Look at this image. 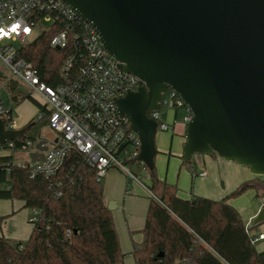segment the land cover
Wrapping results in <instances>:
<instances>
[{"label": "water", "instance_id": "95a60500", "mask_svg": "<svg viewBox=\"0 0 264 264\" xmlns=\"http://www.w3.org/2000/svg\"><path fill=\"white\" fill-rule=\"evenodd\" d=\"M97 29L119 67L140 78L115 100L141 140L137 158L155 171L161 99L174 89L192 112L183 161L215 156L264 176V0H64ZM18 82L11 81L16 89ZM34 122L7 127L0 145L22 140ZM49 148L39 140L31 163ZM264 223V208L255 216Z\"/></svg>", "mask_w": 264, "mask_h": 264}, {"label": "trees", "instance_id": "16d2710c", "mask_svg": "<svg viewBox=\"0 0 264 264\" xmlns=\"http://www.w3.org/2000/svg\"><path fill=\"white\" fill-rule=\"evenodd\" d=\"M48 31L20 50L19 55L39 69L51 85L66 57L52 49ZM0 67V76H3ZM14 105L31 95L23 86L10 89ZM34 122L27 139L42 140L48 125L45 112ZM15 155H0V199H16L38 210L26 241L0 236V264H118L128 254L120 247L112 211L103 199L104 185L84 156L72 149L52 176L31 177L29 163L15 164ZM9 164V165H7ZM191 167V161L185 163ZM144 240L130 252L136 264H264L246 221L228 200L252 185L246 182L223 199L179 196L176 185L151 173ZM264 193V183L258 184ZM0 216V225L5 220Z\"/></svg>", "mask_w": 264, "mask_h": 264}, {"label": "built area", "instance_id": "2783aa9c", "mask_svg": "<svg viewBox=\"0 0 264 264\" xmlns=\"http://www.w3.org/2000/svg\"><path fill=\"white\" fill-rule=\"evenodd\" d=\"M43 23L47 24L45 29L34 36L38 25ZM50 30L53 31L50 48L66 52L55 74L58 81L55 85L43 80L39 69L19 55L23 47ZM0 65L7 69V74L0 76V118L6 120L7 127L15 128L10 89L11 81L16 80L18 87L22 83L31 93L42 96L48 124L55 131L52 145L42 139L49 148L41 161L31 163L30 154L39 152L36 149L39 140L27 138L0 145V155L27 153V161L16 159L15 164L28 162L31 177H49L64 165L74 149L95 168L97 180H103L109 170L117 169L153 196L149 185L134 171L139 166L151 178L147 165L137 160L141 140L131 130L130 119L119 114L115 102L128 91H136L141 80L119 67V61L105 49L96 27L75 8L64 0H0ZM161 104V110L149 113L158 121V129L172 128L161 118V111L166 108L182 110L186 124L192 118L188 105L170 87L163 94ZM38 214V210H32L31 223ZM249 225L246 226L253 242L264 240V233L252 234Z\"/></svg>", "mask_w": 264, "mask_h": 264}, {"label": "crops", "instance_id": "0c3cea01", "mask_svg": "<svg viewBox=\"0 0 264 264\" xmlns=\"http://www.w3.org/2000/svg\"><path fill=\"white\" fill-rule=\"evenodd\" d=\"M176 112L177 111H175L174 122L168 123L172 125V129L177 130L178 134H180V136L182 135L183 137V135H185L183 128H177L176 125ZM26 124H28V122H26V120L21 117L14 119L15 128H22ZM173 134H175V131ZM183 140L185 139H182V141ZM184 143L185 141H183V144ZM178 152L180 153L181 149ZM16 157L17 154L15 158ZM205 159L206 158H204V164H206L207 161H205ZM239 170H244L242 171L244 173L243 176H239L229 184H226V187L224 188H220L218 185V180H215L211 177L209 178V173L205 168H203L202 171H194V173H205L204 176L196 175V177L203 178L199 188L200 191H196V194H198V196L202 195L203 197L215 200L223 199L230 191H233L241 184L250 182V180L253 179V174H249L246 168L241 167ZM102 182L104 185L103 199L105 204L112 211L120 247L124 253L128 254L118 264H136V261L134 257L130 255V252L133 250V246L135 244H140L144 240V233L142 230L144 228L151 195L140 184L132 182L124 173L117 169L109 170ZM258 184V181H256V185ZM234 206L242 215L239 206L236 204ZM261 206L262 203L258 206L253 205L251 208H249V213H247L248 220L244 219L246 221V225L250 224L249 227L251 228V233L255 235L264 233V223L259 224L261 225L260 232H257L255 229H253L254 225H256L253 220ZM31 215L32 210L25 208L23 201L16 199H0V216L6 217L0 225V236H5L15 241L28 240L33 230V224L30 222ZM251 220L253 223H250ZM256 246L258 250L263 251L264 240L258 241Z\"/></svg>", "mask_w": 264, "mask_h": 264}, {"label": "rangeland", "instance_id": "374dc122", "mask_svg": "<svg viewBox=\"0 0 264 264\" xmlns=\"http://www.w3.org/2000/svg\"><path fill=\"white\" fill-rule=\"evenodd\" d=\"M46 26L47 24L45 23L39 24L35 30L34 36H36L39 32L45 29ZM0 67L3 69L4 74H7V69L2 67L1 65ZM21 85L23 84L20 83V86ZM27 91L31 95L32 99L26 98L20 104L14 105L13 116L14 119H18V117L19 118L21 117L25 119L26 122L36 121L38 120V116L40 112L39 105L43 106L45 105V102L43 101L41 95L34 92L31 93L32 91L28 89ZM4 96H6V94H4ZM175 111H177L176 112L177 128L180 129L183 128V132H185L186 134L187 124L183 122L184 112L182 110L166 108L161 111V118L169 123L174 122ZM174 131L175 134H173ZM183 137L182 135L180 136V134H178L177 130L172 128L168 131L158 129L156 134L157 154L155 156V171H154L158 179L176 185L179 189L180 197L185 199L186 198L190 199L194 195H198L196 194V191H200L199 188L203 178L196 177V175H194V171H202L203 168H205L209 173V178L211 177L215 180H218V185L220 186V188L226 187V184H229L233 180L237 179L239 176H243L244 173L242 171L244 170L242 171L239 170L243 166L240 167V165H238L236 162L226 161L223 158L219 157L218 155L205 156L196 153L192 157L190 164L191 167L185 165L183 161V147H184L183 141H185L186 138L185 135H183ZM54 138H55V131L52 128H50L48 124L46 127L42 129V139H45L49 145H52L54 142ZM182 139L185 140L182 141ZM180 149L181 152L179 153L178 151ZM17 157H16L17 160H22V161L28 160L27 153L17 154ZM204 158H206L205 161L207 160L206 164H204ZM244 168H246L248 170V173L250 174L249 169L247 167ZM134 171L143 182L147 183L148 185L150 184L151 178L150 179L147 178L146 171L142 170L141 167L139 168V166H136ZM252 177L253 179L250 180V183H252L251 186H249L246 190H244L240 195L234 198L232 197L228 200L233 206L235 204L239 206L245 220H248L247 213H249V208H251L253 205L255 206L260 205L264 198V193L260 190L258 185H256V181H258V183L260 182L264 183V176L252 175ZM231 192L232 191H230L228 194H230ZM253 222L251 220L250 223ZM260 227L261 225L258 226L254 225L253 229H255L257 232H260L261 229Z\"/></svg>", "mask_w": 264, "mask_h": 264}, {"label": "snow or ice", "instance_id": "6c2138e0", "mask_svg": "<svg viewBox=\"0 0 264 264\" xmlns=\"http://www.w3.org/2000/svg\"><path fill=\"white\" fill-rule=\"evenodd\" d=\"M13 30H15V29H13ZM3 34H5V35H6V33H3Z\"/></svg>", "mask_w": 264, "mask_h": 264}, {"label": "flooded vegetation", "instance_id": "af4514ba", "mask_svg": "<svg viewBox=\"0 0 264 264\" xmlns=\"http://www.w3.org/2000/svg\"><path fill=\"white\" fill-rule=\"evenodd\" d=\"M260 184V183H259Z\"/></svg>", "mask_w": 264, "mask_h": 264}]
</instances>
